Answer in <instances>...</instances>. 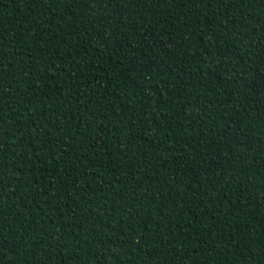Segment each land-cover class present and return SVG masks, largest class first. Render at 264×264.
I'll return each mask as SVG.
<instances>
[{"label":"trees","instance_id":"trees-1","mask_svg":"<svg viewBox=\"0 0 264 264\" xmlns=\"http://www.w3.org/2000/svg\"><path fill=\"white\" fill-rule=\"evenodd\" d=\"M0 264H264V0H0Z\"/></svg>","mask_w":264,"mask_h":264}]
</instances>
